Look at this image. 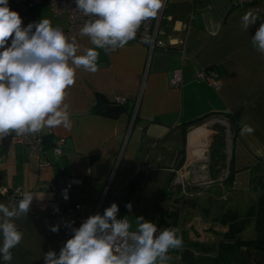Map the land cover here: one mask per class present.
<instances>
[{
	"label": "crops",
	"instance_id": "0c3cea01",
	"mask_svg": "<svg viewBox=\"0 0 264 264\" xmlns=\"http://www.w3.org/2000/svg\"><path fill=\"white\" fill-rule=\"evenodd\" d=\"M248 11L264 17V3L168 0L157 33L163 49L129 42L114 51L98 50L97 72L77 70L66 97L72 127L42 132L44 165L12 144L11 134L0 139V187L34 196L27 215L15 221L23 239L12 250V264H44L45 253L58 255L71 238L66 221L47 211L55 198L47 185L63 176L83 181L70 194V205L81 207V224L116 203L117 218L128 217L133 227L142 216L181 236L180 213H198L207 228L230 227L231 238H264V209L257 206L264 194V55L251 44L264 19L245 31L241 17ZM63 32L72 38L67 28ZM75 39L78 55L92 47L88 37ZM179 69L182 83L173 88L170 76ZM202 71L217 75L218 89L198 78ZM116 98L127 103L119 113L109 112ZM100 100L107 115L96 112ZM228 121L237 124L236 131ZM55 139L63 141L59 157L52 150ZM204 170L210 182L200 187L186 181L183 189L195 194L184 199L179 179L196 180ZM228 176L231 183L225 182ZM0 203L16 201L0 197ZM228 211H236L237 221L219 222ZM56 224L60 231L52 233ZM235 264H264V251L242 247Z\"/></svg>",
	"mask_w": 264,
	"mask_h": 264
},
{
	"label": "clouds",
	"instance_id": "9594fccd",
	"mask_svg": "<svg viewBox=\"0 0 264 264\" xmlns=\"http://www.w3.org/2000/svg\"><path fill=\"white\" fill-rule=\"evenodd\" d=\"M75 4L78 11L92 17L80 29L92 45L83 55L77 54V40L53 27L49 19L23 26L9 0H0V139L59 126L70 130L66 97L76 82L77 70L97 72L98 50L124 48L136 38L142 23L157 17L163 0H75ZM262 19L248 11L241 17L242 27L248 31ZM251 44L264 55V22L251 37ZM33 198L23 192L16 203H0V264H12V250L23 239L15 221L27 215ZM125 207L132 211L130 203ZM118 213V205L112 203L103 214L89 216L79 227L66 221L71 238L58 255L52 250L45 253L44 264H167L169 251L183 244L173 229L160 231L156 223L142 216L133 227L128 217L118 219ZM49 230L58 233L60 225Z\"/></svg>",
	"mask_w": 264,
	"mask_h": 264
},
{
	"label": "built area",
	"instance_id": "2783aa9c",
	"mask_svg": "<svg viewBox=\"0 0 264 264\" xmlns=\"http://www.w3.org/2000/svg\"><path fill=\"white\" fill-rule=\"evenodd\" d=\"M168 0H163V6L158 15L154 19H150L140 26L137 31L136 38L130 42L144 45L150 51L155 48L163 49V45L157 42L158 28L162 19V15ZM43 3L48 4L54 17H65L67 19V34L72 38H84L80 34V29L84 26L85 22L92 19V17L85 16L82 12L77 10L75 0H9L10 9L19 13L23 20V26L28 23H35L31 12L34 7ZM264 3V0H237L239 6H252ZM147 38L148 42H145ZM198 78L207 82L211 87L218 89L219 82L217 75L202 71L198 74ZM171 87H179L182 83L181 70H175L170 76ZM127 103L124 98H116L114 105L122 107ZM224 122V120H220ZM11 143L26 149L37 160H41L44 155L45 147L43 142L42 132L38 134H25L17 136L11 134ZM53 153L56 156L62 155L63 141L55 139L52 147ZM44 165V164H43ZM83 185L81 179L69 176L61 177L57 182H52L47 185L49 191L55 195V198L48 202L47 211L54 217L60 218L65 221H74L73 226L79 227L81 223L77 221L80 212V205H70V194L73 190L80 188ZM23 190L21 188L9 189L5 186L0 187V197L13 199L16 202L22 198ZM65 196L67 199H65ZM158 230L170 229L164 225H157Z\"/></svg>",
	"mask_w": 264,
	"mask_h": 264
},
{
	"label": "rangeland",
	"instance_id": "374dc122",
	"mask_svg": "<svg viewBox=\"0 0 264 264\" xmlns=\"http://www.w3.org/2000/svg\"><path fill=\"white\" fill-rule=\"evenodd\" d=\"M31 15L34 22H39L42 18H45V19H49L52 23V26L55 28H59L60 30L63 31L65 30V28H67V23H66L67 19L65 17H54L48 4L46 3L34 7V9L31 12ZM223 137L226 141L230 139V136L229 134H227L226 131L225 133H223L222 138ZM203 164L206 165L207 162H204ZM199 175L200 177L197 178L196 180H190L188 178L179 179V183H177V185L178 187L181 188V195L183 196L184 199L187 200L193 199L190 197L191 193L195 194L194 192L189 191L187 188L183 189L184 186L187 185L186 181H190V183H194V184L202 183L200 187L206 186L207 184L205 182L207 183L210 182L209 181L210 179L207 173H205V170L201 172ZM180 217H181L180 230L177 229V231L181 234L180 237L182 238L183 244L180 248L169 251L168 253L169 259L167 261V264H180V253L184 248L186 250L192 251L196 255L213 256L216 243L219 240L231 238V236H233L234 234L233 231L230 229V227L226 225H216V226H212L211 228L210 227L207 228V226L203 224L202 218L198 213H197V217L191 216L190 213H180ZM192 218H194V220H192ZM236 226L235 228L238 229V226L237 227ZM217 238H219L218 241H216Z\"/></svg>",
	"mask_w": 264,
	"mask_h": 264
},
{
	"label": "trees",
	"instance_id": "16d2710c",
	"mask_svg": "<svg viewBox=\"0 0 264 264\" xmlns=\"http://www.w3.org/2000/svg\"><path fill=\"white\" fill-rule=\"evenodd\" d=\"M104 104V101L100 100V109L98 108L96 112H101L103 114H108L106 111L103 110L101 105ZM235 117L239 116V113L234 115ZM229 122V121H228ZM231 130H237L238 126L235 125L231 121L229 122ZM217 174L213 175L215 178ZM232 178L230 176L227 177L225 180L226 183H231ZM260 180L264 181V177ZM258 210L264 209V194L259 198L258 203ZM248 219H246L247 221ZM235 223L237 221V213L236 211H228L224 214L221 218H219V222ZM248 247L253 250L264 251V238L255 239V240H243V239H235V238H228L220 241L216 249L214 251L213 256H199L189 250H184L180 253V264H235L237 253L240 248Z\"/></svg>",
	"mask_w": 264,
	"mask_h": 264
},
{
	"label": "water",
	"instance_id": "95a60500",
	"mask_svg": "<svg viewBox=\"0 0 264 264\" xmlns=\"http://www.w3.org/2000/svg\"><path fill=\"white\" fill-rule=\"evenodd\" d=\"M107 110L109 112L119 113L121 111V108L118 106H115V107H108ZM206 154H207V151H204V157L206 156Z\"/></svg>",
	"mask_w": 264,
	"mask_h": 264
},
{
	"label": "bare ground",
	"instance_id": "6f19581e",
	"mask_svg": "<svg viewBox=\"0 0 264 264\" xmlns=\"http://www.w3.org/2000/svg\"><path fill=\"white\" fill-rule=\"evenodd\" d=\"M206 149H203V150H201V156L202 155H204V151H205ZM45 152V151H44ZM204 159H205V157H203ZM40 163L43 165L44 163L42 162V160H40ZM5 187H7V186H5ZM7 188H9V187H7ZM19 188V187H18ZM9 189H12V188H9ZM13 189H15V188H13ZM22 189V188H21ZM23 190V189H22Z\"/></svg>",
	"mask_w": 264,
	"mask_h": 264
}]
</instances>
